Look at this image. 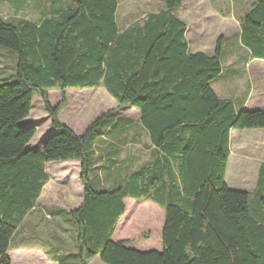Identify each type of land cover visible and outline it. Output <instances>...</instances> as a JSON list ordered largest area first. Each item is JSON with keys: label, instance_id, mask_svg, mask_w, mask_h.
<instances>
[{"label": "trees", "instance_id": "trees-1", "mask_svg": "<svg viewBox=\"0 0 264 264\" xmlns=\"http://www.w3.org/2000/svg\"><path fill=\"white\" fill-rule=\"evenodd\" d=\"M162 2L163 10L125 30L117 23V0H74L39 23L0 14V47L16 54V82L0 85V264H12L13 237L49 182L45 165L69 161L81 163L83 201L68 213L76 249L57 264L97 257L104 264H264V165L253 193L225 182L231 132L264 130V109L238 111L218 97L211 84L222 73L221 41L213 56L190 53L187 26L174 13L183 0ZM240 41L264 60V0H254L242 19ZM101 86L116 110L140 112L155 149L151 161L117 175L111 187L97 172L95 143L123 127L113 125L114 112L82 136L58 118L66 91ZM51 90L62 94L55 108ZM35 95L51 119L42 149L28 147L36 127L21 124ZM107 164L106 181L115 162ZM126 199L164 211L161 252L113 240Z\"/></svg>", "mask_w": 264, "mask_h": 264}, {"label": "rangeland", "instance_id": "rangeland-1", "mask_svg": "<svg viewBox=\"0 0 264 264\" xmlns=\"http://www.w3.org/2000/svg\"><path fill=\"white\" fill-rule=\"evenodd\" d=\"M254 0H185L184 4L175 10L177 18L185 21L189 30V46L195 51H204L213 54L220 40L223 47L222 65L233 61L237 65L236 73L233 69H223V78H217L212 83L216 94L223 99L236 100L235 94L245 97L250 86L253 88L247 97L248 109L264 108V70L258 62L251 63L249 56L239 43V22L249 10ZM19 0H10L9 3H0V14L6 18L36 19L32 4L18 12L16 3ZM12 3V4H11ZM15 3V4H13ZM119 25L125 28L129 24L141 20L148 13L163 9L162 0H119ZM199 37V38H198ZM15 52L0 47V85L12 84L15 78ZM241 64V65H240ZM248 71L234 83L232 78L237 71ZM254 67L255 70L252 69ZM256 71V72H255ZM246 73V72H245ZM232 74H235L232 76ZM259 75V76H257ZM227 81V83H226ZM235 89V90H234ZM50 105L55 108L62 104V94L58 90L49 91ZM237 102V106H239ZM118 104L104 89H70L65 93V101L60 107L58 118L62 124L69 126L76 134L82 135L87 128L101 115L113 111L117 118L132 119L133 126L122 136L113 138L122 150V163L115 175H122L125 168L133 169L140 162L147 159L146 137L139 126L138 114L132 107L116 110ZM117 111V112H116ZM111 114V115H112ZM110 115V114H108ZM110 119L103 120V127ZM25 126L36 127V135L31 142L32 147H38L42 139L50 131L51 119L46 111L42 99L35 95L30 116L22 123ZM233 135H252L250 130H235ZM135 142H134V141ZM134 157V159L132 158ZM50 183L40 201L38 210L29 216L24 227L18 232L12 242L10 257L12 264H55L50 260L56 246L62 245L69 252L75 249L74 226L64 222V218L49 219V211L54 209L72 210L79 206L83 197V187L80 182L81 166L77 161L49 166ZM92 177H94L92 175ZM95 188L96 184L94 183ZM250 188L252 185H245ZM126 215L120 220L116 228L114 239L127 241L130 248L141 252L158 250L159 230L162 223L163 211L151 202L137 203L127 199ZM254 202L251 200V205ZM152 208L162 214L155 213ZM70 221V220H69ZM67 229V230H65ZM62 239V240H60ZM51 242V243H49ZM90 264H104L99 258L93 259Z\"/></svg>", "mask_w": 264, "mask_h": 264}, {"label": "crops", "instance_id": "crops-1", "mask_svg": "<svg viewBox=\"0 0 264 264\" xmlns=\"http://www.w3.org/2000/svg\"><path fill=\"white\" fill-rule=\"evenodd\" d=\"M73 1L74 0H19V2L16 3V5H17V8H18L17 11L20 12V11H22V8H24V7L28 8L32 4V6H33V8H34V10L36 12L35 13L36 19H29V18H21V19H26V20H29V21H31L33 23H39L43 19L44 14L49 15L51 10L65 8L66 6L70 5ZM117 1H118V9H117L116 17H117V23L119 25L118 13H119L120 3H119V0H117ZM184 1L185 0H183L181 6L184 4ZM4 2L10 4V0H6V1L0 0V3H4ZM13 4H15V3H13ZM252 4H251L249 10L247 11V13L251 10ZM181 6H179V7H181ZM163 9H164V5H163ZM160 11H158V12H160ZM158 12H151V13H158ZM151 13H148L141 20H137L135 22L142 21V20L146 19V17L149 14H151ZM175 16H176V14H175ZM243 18L241 17V22H239V30L240 31H239V36L238 37H239L240 46L246 50V52H247V54L249 56V59L251 60L250 62L251 63L258 62L257 65H259V67L264 70V60H259V59L253 58L251 56V53L245 47H243L242 44H241L240 35H241V23H242V19ZM6 19H14V18H6ZM178 19L180 21H182L187 26V24L185 23L184 20H182L180 18H178ZM135 22H133V23H135ZM133 23L129 24L125 28H121L120 25H119V27H120L121 30H125L130 25H132ZM188 33H189V30H188V26H187L186 39H187V42L189 44V39H188V35L189 34ZM189 49H190V46H189ZM197 52L205 53L204 51H195V52H193L190 49V53H192V54L197 53ZM207 55L208 56H213L214 53L213 54H207ZM13 56H14V59H15L14 63H16V57H15V55H13ZM223 58L224 57H223V53H222L221 60ZM233 60L234 59L232 57V60H231L230 64H229V62H226V66L222 65V73H221V75L218 78H223V76L225 75V72H223V69H225V68H227L228 71L233 69L235 71V73H236V68L235 67L237 65H239V64L238 63L235 64ZM241 68H242L243 72H240L238 70L236 75L232 74V76L235 75V77L232 78L233 87H234V83L237 81V79L242 78L245 74H246V82H247L248 71L243 69V64H242ZM2 69L3 68H0V70H2ZM252 69L255 70L254 67H252ZM257 76H259V75H257ZM262 81H263V84H262V86H263L264 85V78H263ZM226 83H227V81H226ZM252 89L253 88L250 86V88L247 91H245V93L248 92V94L245 97L240 98L239 95L235 94L236 100H232V99L231 100L230 99H225V100L232 101L238 111H241V110H249V111H251V110L264 109V108L248 109L246 107V104L248 103V101H247L248 97L247 96L250 95V92H251ZM221 99H223V98H221ZM237 102H238V104H240L239 106H237ZM127 107H124V108H127ZM134 109L135 108H133V110ZM134 111L138 114L140 130H142V134L146 137V139L148 141V144L146 145L147 146V159L143 163L140 162L133 169H131L132 167L125 168L123 170L124 173L122 174V176L124 174L128 173V172H133L134 170H136L137 168H139L143 164L148 163L149 161H151L153 159V155L155 153L154 152V150H155L154 146L151 144V142L149 140V137L147 135V132L145 131V129L141 125L140 112L137 109H135ZM114 114H112L111 117H110L114 121L113 125H115L117 123V125L118 124L119 125L122 124L123 127L115 130L114 133L105 134L100 139H98L96 141V143H95L96 156H97V160H98L97 165H96L97 172L99 174V177H100L101 181L103 182V186H105V187L106 186H110L111 187V186H113V183L118 181V180L115 179L116 176H117L115 174L117 173L118 170H121L119 168V166L122 163L121 160H122L123 153H122V150L119 147V145L115 141H113V138L115 139V138H117L119 136L125 135L131 129V127L133 126L132 119H130V118H117V117H115ZM64 125H66V124H64ZM67 127H69V126H67ZM250 132H252V135H250V136L249 135H236V136H234L233 135V131L231 132V135H230V157H229V161H228L227 171H226V174H225V182H226V184L228 185L229 188H232V189H235V190H241V191H245V192H249V193H253L255 191V189H256V186H257V183H258V180H259V174H260L261 167L264 165V130H250ZM77 135H79V134H77ZM82 135H79V136H82ZM31 142L28 145L29 148H32V149H42L43 148V145H44L43 141L36 148L31 146ZM132 158L134 159V157H132ZM108 160H113L115 162V165H114V169H113L112 174H110L108 176V181H106L105 180L106 179V175H107L106 168L108 167V164H107ZM77 162H79V161H77ZM64 163H66V162L48 163V164L45 165L44 170H45V173L49 177V182L43 188L42 193H41L40 197L38 198V200L36 201L34 208L27 214L26 218L24 219V221L20 225L19 229L17 230L15 236L24 227V225L26 224L29 216L32 215L35 211L38 210L37 208L39 206V203L44 198V192L47 189L48 184L50 183V173H49V168L48 167L52 166V165H58V164H64ZM80 166H81V163H80ZM245 185H252V187L248 188ZM82 201H83V197H82ZM137 203H139V202H137ZM146 203H148V202H146ZM151 203H153V202H151ZM153 204H155V203H153ZM155 205L158 206L157 204H155ZM77 207H79V206H77ZM76 208H74V209H76ZM74 209L69 210V211H66L65 209L64 210L63 209L51 210V211H49V215H50L49 219L57 221L56 220L57 217H62V218H64V222L71 226V223L68 221V213H70ZM152 210L155 213H158L160 215L162 214L156 208H152ZM164 220H165V216H164V211H163L162 223H161V227H160L159 234H158L160 242H162V230H163L164 223H165ZM65 230H67V229H65ZM115 234H116V232H115ZM115 234H114V237H115ZM15 236L13 237V240H14ZM114 237H113V240L115 242H125V241L115 240ZM13 240H12V242H13ZM60 240H62V239H60ZM49 243H51V242H49ZM126 243L130 247V244L127 241H126ZM62 245L56 246L55 250L52 251V253H51L50 260L52 262H54L55 264L58 263L57 260H58L59 257H63L64 255H67L68 253H70L68 251L70 249H67L66 247H63ZM157 247H158V250H154V251L161 252L162 251V243H159V245ZM11 249H12V246H11ZM74 250H72V252ZM10 252H11V250L9 251V258L11 259Z\"/></svg>", "mask_w": 264, "mask_h": 264}]
</instances>
